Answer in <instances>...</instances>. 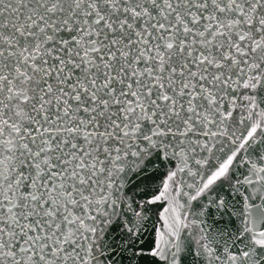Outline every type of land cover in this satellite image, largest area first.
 <instances>
[{
  "label": "snow or ice",
  "instance_id": "6c2138e0",
  "mask_svg": "<svg viewBox=\"0 0 264 264\" xmlns=\"http://www.w3.org/2000/svg\"><path fill=\"white\" fill-rule=\"evenodd\" d=\"M0 264H264V0H0Z\"/></svg>",
  "mask_w": 264,
  "mask_h": 264
}]
</instances>
